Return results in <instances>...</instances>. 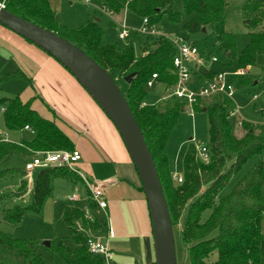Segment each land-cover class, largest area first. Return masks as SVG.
Instances as JSON below:
<instances>
[{"label": "trees", "instance_id": "16d2710c", "mask_svg": "<svg viewBox=\"0 0 264 264\" xmlns=\"http://www.w3.org/2000/svg\"><path fill=\"white\" fill-rule=\"evenodd\" d=\"M11 14L21 17L45 30H49L94 60L100 67L119 73L120 77L133 74L134 77L125 91L124 98L140 127L143 138L150 150L163 193L168 206L172 227L180 226V241L191 264H264V239L260 227L264 216V136L249 122H241L242 135L236 137L231 131L229 111L232 102L223 97H214L211 104L205 100L193 106L194 112H206L208 118L209 162L204 164L197 157V149L189 143L182 157V182L177 183L171 175L169 161L164 148L171 131L177 124L178 116L185 112L184 103L163 100L156 104H144L147 83L153 74L156 83L163 85V95L176 83L172 57L174 46L166 39L154 41L155 48L135 54L130 39L137 33L131 31L125 46L119 48L113 43L103 42V30L99 22L90 19L78 28H69L58 23L47 0H0ZM112 15L124 11L147 18L150 26H156L165 16L169 22L181 23L180 14L172 11L174 0H93ZM227 0H182V11L186 21L182 30L198 33L223 25L227 13ZM250 40L239 55V70L250 66L264 49V1H255L243 10ZM219 49L227 58L235 55L234 36L222 32L218 37ZM200 81L215 76L199 68ZM9 78L30 80L17 70L0 81ZM236 80V81H235ZM237 89L249 86L247 77H232ZM116 85L118 82L115 81ZM30 86V85H29ZM204 103V104H203ZM0 112L4 128L21 131L28 127L34 134L31 141L21 140L10 143L0 136V163L14 155L32 156L42 151H73L71 141L49 120L42 118L31 107V100L22 102L18 96L0 99ZM256 161L235 182L230 191L220 197L221 192L252 159ZM24 168L0 170V180L17 177L15 189L0 195L3 221L10 225L20 223L27 212L39 213L45 199L51 195V182L64 179L71 183L82 180L67 168L50 167L35 170L31 183ZM142 191V188H138ZM26 196L27 199H26ZM20 200V203H14ZM9 203H13L9 206ZM95 203L86 190L84 207H66L61 220L67 228V237L73 247L64 244V239L55 238L47 247L57 254L63 264H105L102 257L89 252L87 232L98 231L106 220L98 219L93 212ZM84 208L91 213L86 218ZM0 264H48L37 254L33 245L25 240L15 239L0 232Z\"/></svg>", "mask_w": 264, "mask_h": 264}, {"label": "rangeland", "instance_id": "374dc122", "mask_svg": "<svg viewBox=\"0 0 264 264\" xmlns=\"http://www.w3.org/2000/svg\"><path fill=\"white\" fill-rule=\"evenodd\" d=\"M63 1L60 11L54 15L56 21L62 25L69 28H76L83 24L85 16H89V18H97L99 19L100 27L103 30V42L113 43L121 48L125 46L126 41H121L117 38L115 29H113L111 24H114L117 30H120V26L123 24L127 29L137 33L136 38L128 41L132 42L136 55H139L143 48L146 50L155 48L154 41L158 40V38L166 39L175 37L189 45H193L197 49L198 57L196 58V62L199 66H203L211 74H225L232 77L233 75H236L239 70V55L246 48L250 40V32L246 25L247 21L245 20L243 10L246 5L252 2L264 0H227L228 6L224 24L216 25L213 29L209 28L204 33L201 31L198 33H187L182 30L181 26L186 21V17L182 11V0H174L172 11L180 14L181 23H171L164 16L155 26L156 30L163 33L162 37H153L141 33L142 18L127 11H125L124 14H120L123 15L118 18L119 21H116L117 23L115 24L107 15L92 8V5H85L84 0ZM70 3H72V5H70ZM120 15H118V17ZM222 32H227L234 36L236 50L235 55L232 58H227L219 49L218 37ZM212 58H216L217 62H212ZM6 70L7 71H4L0 76H5L13 72V70L12 72H8L9 69ZM243 70L245 77L250 79L251 84L237 89L233 95V115L229 117L231 131L234 136L240 137L242 135V130L238 125V122L245 121L256 126L264 136V49L256 56L253 64L245 67ZM109 75L114 81L118 82L117 86L120 92L124 94L127 85L122 81V78L119 77V73L111 70L109 71ZM193 80L194 79L192 78V81ZM197 85L199 86L198 83ZM158 86L159 85L156 83L153 88H148L146 90L147 96L144 99V104L152 105L159 101ZM30 92H32V90L23 78H9L0 81V99L18 96L21 101H25L31 98ZM33 95L35 96V94ZM213 98L214 97L211 99ZM38 104L44 108L39 102ZM205 104H211V100L205 101ZM0 136L4 140L13 144H17L21 140L27 141L31 137L28 132L23 130H6L3 125L1 112ZM190 139L192 140L189 141ZM190 142L197 147L200 145H208V118L206 112H194L193 110L189 111L187 109L178 116L177 124L171 131L164 148V153L168 158L169 168L173 178L175 176L182 177V157ZM34 154L35 153H33V155ZM256 159L257 158L250 159L246 165L242 167L240 172L221 192L220 197H224L230 191L235 182L256 161ZM261 159L264 160V151L262 152ZM27 162V156H10L0 163V170L24 168ZM34 176L35 171L27 173L26 178L29 183L33 181ZM18 181L19 179L17 177L0 180V195L13 191L17 186ZM51 186L52 193L45 199L41 211L39 213L27 211L17 225H10L3 221L2 211L4 207L0 205V232L15 239L30 242L36 253L41 255L46 263L63 264L60 257L57 254L52 253L43 245V243L50 242L55 238H62L64 239L63 242L66 246L73 247V242L67 237V228L61 220L60 212L67 206L83 208L86 189L79 182L74 184L64 179L52 180ZM73 195L77 198L75 202L69 200ZM262 195L264 196V187L262 189ZM27 197L28 196H26V199ZM14 203H20V200H15ZM12 204L13 203H9V206ZM97 217L102 221V216L97 215ZM262 222H264V216ZM172 229L176 263L191 264L190 261L187 260L186 250L183 249L184 247L180 241V226L173 225ZM94 234L95 238L104 242L105 225Z\"/></svg>", "mask_w": 264, "mask_h": 264}, {"label": "crops", "instance_id": "0c3cea01", "mask_svg": "<svg viewBox=\"0 0 264 264\" xmlns=\"http://www.w3.org/2000/svg\"><path fill=\"white\" fill-rule=\"evenodd\" d=\"M47 1L54 15L64 2ZM90 5L107 15L115 24L125 12L119 17L110 16L93 0ZM90 19L97 18L85 16L83 24ZM111 26L117 34L115 25ZM199 68L193 70V87L201 83V75L196 74ZM6 69H9L8 72L19 70L30 80L32 92L29 100L32 109L42 118L53 122L71 141L73 149L81 155L77 169L92 182L102 184L107 202L104 242L113 254L111 264H155L152 227L145 197L138 189L141 187L140 182L128 152L110 120L55 59L0 25V74ZM163 89V85L158 86L159 101ZM23 131L31 135L27 140L31 141L34 134L27 129ZM30 157L27 156L28 161ZM260 231L264 239V222L261 223Z\"/></svg>", "mask_w": 264, "mask_h": 264}, {"label": "water", "instance_id": "95a60500", "mask_svg": "<svg viewBox=\"0 0 264 264\" xmlns=\"http://www.w3.org/2000/svg\"><path fill=\"white\" fill-rule=\"evenodd\" d=\"M95 21L99 22L98 19ZM0 25L55 59L113 124L138 175L148 207L155 264H177L170 214L155 163L129 104L115 81L80 48L49 30L11 14L1 6ZM205 31L204 28L201 30L203 33ZM133 77V74L122 77V81L129 85ZM43 245L49 247V242H44Z\"/></svg>", "mask_w": 264, "mask_h": 264}, {"label": "built area", "instance_id": "2783aa9c", "mask_svg": "<svg viewBox=\"0 0 264 264\" xmlns=\"http://www.w3.org/2000/svg\"><path fill=\"white\" fill-rule=\"evenodd\" d=\"M85 5H90L91 0H84ZM0 6L4 7V1H0ZM101 10L112 16L105 8L101 7ZM141 33L149 36L162 37L163 33L155 29V26H150L148 19H142ZM131 30L127 29L123 24L120 26L116 36L121 41H127ZM175 49V53L172 57L173 73L176 76V83L173 87H170L160 99L173 100L184 103L186 110H193V106L202 100L211 99L212 97H223L232 102L233 95L237 90L235 81H232V77L244 76V70L240 69L236 75L227 76L225 74H216L213 79L204 81L202 84L198 83L196 87H193L192 75L193 70L200 66L196 62L198 57V51L193 45H189L184 41L175 37L166 38ZM212 62H217L216 58L211 59ZM157 80V75L153 74L151 79L147 83L148 88H153ZM255 98V97H254ZM233 105V102H232ZM233 115V107L229 111V117ZM241 126V122H238ZM24 129L30 130L28 127ZM31 131V130H30ZM32 132V131H31ZM33 133V132H32ZM197 157L201 162L207 164L209 162V153L207 146H196ZM81 160V155L78 151H42L37 152L30 157V160L24 166V169L28 172L45 169L50 167L67 168L80 177L83 182V186L89 192L91 199L94 201L96 207L93 211L96 215L102 216L107 221V202L104 195V188L102 184L94 183L89 180L84 174L77 169V164ZM177 183L182 182V177H174ZM76 196H72L69 200L71 202L76 201ZM86 218H91V213L87 208H84ZM106 225V224H105ZM96 231L87 232V247L91 254L97 255L103 258L105 264H111L113 254L108 248L105 242L95 238ZM110 235V232L107 231Z\"/></svg>", "mask_w": 264, "mask_h": 264}]
</instances>
